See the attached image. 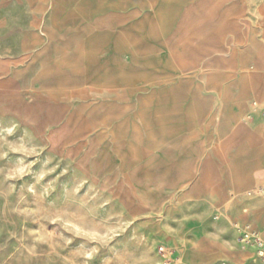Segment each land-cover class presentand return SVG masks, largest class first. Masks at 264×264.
<instances>
[{
    "label": "rangeland",
    "instance_id": "rangeland-1",
    "mask_svg": "<svg viewBox=\"0 0 264 264\" xmlns=\"http://www.w3.org/2000/svg\"><path fill=\"white\" fill-rule=\"evenodd\" d=\"M38 2L58 40L0 30V264H264L238 232L264 214V169L212 190V163L232 177L214 154L226 112L242 101L241 128H264V0ZM25 8L1 19L34 21ZM181 13L223 37L216 62L174 57ZM196 226L205 256L190 255Z\"/></svg>",
    "mask_w": 264,
    "mask_h": 264
},
{
    "label": "crops",
    "instance_id": "crops-1",
    "mask_svg": "<svg viewBox=\"0 0 264 264\" xmlns=\"http://www.w3.org/2000/svg\"><path fill=\"white\" fill-rule=\"evenodd\" d=\"M33 1L34 0H0V30L6 28L19 31L20 39L25 46L38 47L43 46L46 41L56 38V31H58V29L53 28L51 33H49V29H46V26L39 19V16L44 14V9L41 5L42 2L39 3L38 0H36V7H30V2ZM19 3L25 5L28 14L31 12V15L36 16L34 21L23 23L18 26H14L11 22H8V18L3 21L5 18L1 19V12L5 14L6 10V12H9L13 7H17ZM207 20L208 18L204 14L198 13L195 15L194 13L193 16L188 15L187 18H185L184 14L181 13L179 22L169 36V39L177 41L180 46L184 47L180 53L174 56L177 60H179V56H183L185 59L183 62L187 63V65H193L205 59L206 56H214V62H216L219 57H222L220 53L225 50L222 46V44H224L223 37L212 33L214 30L208 27ZM230 30L234 33L236 43L242 44L245 41L237 26ZM46 35H49V38H46ZM58 39L59 37L56 38V40ZM211 43H213V46L218 47H215L216 49L213 48V46L207 47V45ZM234 57L236 63H238L236 54H234ZM241 103L243 102H238L233 109L237 111V114L232 109L226 112V116L229 118V125L220 131L219 142L214 146V154L215 156L217 154L221 160L224 159L226 155H231L229 165L232 168L230 169L232 177L229 176L227 182H221V168L212 163V190H214L218 196H221V193H223L222 195L225 197L226 193L230 190L239 191L243 187H247L253 181L254 170L264 169V128L259 125L248 127L243 124L239 133L246 132L248 134V137L251 138L250 145L245 141L237 144L238 136L233 135L238 123L242 122L239 106ZM233 112L234 115L232 114ZM259 187L264 189V182L258 184L256 190ZM247 194H249V192H247ZM261 198L264 199V197ZM251 217L254 218L251 214L247 216L244 222L251 224L260 232L259 222L264 225V214L255 215V220L251 219ZM193 233L195 234V242H188V247L192 248L190 255L196 253L197 255L202 254L205 256L208 248L206 240L208 239L203 235L198 226L195 227ZM194 250H196V252H194Z\"/></svg>",
    "mask_w": 264,
    "mask_h": 264
},
{
    "label": "built area",
    "instance_id": "built-area-1",
    "mask_svg": "<svg viewBox=\"0 0 264 264\" xmlns=\"http://www.w3.org/2000/svg\"><path fill=\"white\" fill-rule=\"evenodd\" d=\"M257 194L264 197V189L262 187H259L257 189ZM238 232L241 233V244L244 247L255 249L259 258L264 259V243L261 242L258 236L251 229V225L246 224L242 226V228H238Z\"/></svg>",
    "mask_w": 264,
    "mask_h": 264
},
{
    "label": "bare ground",
    "instance_id": "bare-ground-1",
    "mask_svg": "<svg viewBox=\"0 0 264 264\" xmlns=\"http://www.w3.org/2000/svg\"><path fill=\"white\" fill-rule=\"evenodd\" d=\"M233 54H235L234 52H233ZM232 54V55H233ZM241 125H242V122H239L238 123V125H237V127H236V129L234 130L235 132V134H236V136H238L239 137V131H240V129H241ZM238 140H239V138H238ZM237 144H240V142L239 141H237L236 142ZM251 229L254 231V233L258 236V238L261 240V242H263V240L261 239V236H260V233H259V231L258 230H256L252 225H251ZM264 243V242H263Z\"/></svg>",
    "mask_w": 264,
    "mask_h": 264
}]
</instances>
